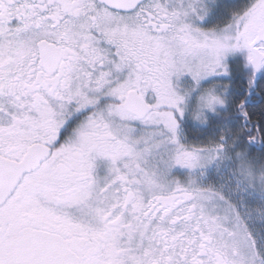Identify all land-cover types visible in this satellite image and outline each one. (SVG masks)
<instances>
[{
	"label": "snow or ice",
	"instance_id": "1",
	"mask_svg": "<svg viewBox=\"0 0 264 264\" xmlns=\"http://www.w3.org/2000/svg\"><path fill=\"white\" fill-rule=\"evenodd\" d=\"M0 264H264V0H0Z\"/></svg>",
	"mask_w": 264,
	"mask_h": 264
}]
</instances>
